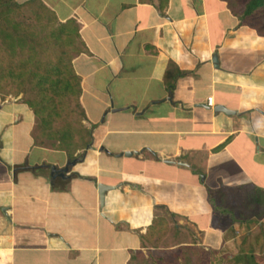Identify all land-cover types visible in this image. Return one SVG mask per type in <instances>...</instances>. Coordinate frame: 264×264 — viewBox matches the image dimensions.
Segmentation results:
<instances>
[{"label": "crops", "instance_id": "0c3cea01", "mask_svg": "<svg viewBox=\"0 0 264 264\" xmlns=\"http://www.w3.org/2000/svg\"><path fill=\"white\" fill-rule=\"evenodd\" d=\"M14 2L34 6L36 25L43 6L53 12L39 31L74 20L80 49L71 64L90 142L53 176L50 166L68 156L35 142L32 110L0 73V264H126L145 251L141 235L158 215L185 224L195 239L187 244L204 249L235 247L260 223L264 230L263 210L228 235L207 194L219 188L237 204L264 191L263 34L223 0ZM23 41L5 46L10 57L26 55ZM98 183L111 186L101 204Z\"/></svg>", "mask_w": 264, "mask_h": 264}, {"label": "trees", "instance_id": "16d2710c", "mask_svg": "<svg viewBox=\"0 0 264 264\" xmlns=\"http://www.w3.org/2000/svg\"><path fill=\"white\" fill-rule=\"evenodd\" d=\"M223 1L241 24H248L258 34L264 35V0ZM2 4L8 9L11 5L18 7L13 2ZM35 17L51 22L54 14L43 6ZM11 27L6 26L1 18L0 60L6 57L2 45L24 46L23 40H27L29 47L23 59L0 61V72L4 79L12 82L14 94L21 93V99L35 116V142L42 144L43 139L48 140L54 148L62 150L69 160L80 158L79 154L74 153L89 145L90 131L81 122L84 113L78 99L80 79L71 64L72 56L80 49L74 20L68 18L49 26L40 40L24 38ZM207 194L219 227L227 229V234L231 236L235 234V223L246 226L257 223L264 210V191L259 188L251 189L237 204H229L225 193L219 188L208 189ZM257 205H263V208L257 209ZM167 226L164 216H155L141 235V245L145 251L133 252L126 264H264V230L261 223L256 233L247 228L244 230L233 253L204 249L192 243L170 249L168 256L155 254L150 248H157L167 232Z\"/></svg>", "mask_w": 264, "mask_h": 264}, {"label": "rangeland", "instance_id": "374dc122", "mask_svg": "<svg viewBox=\"0 0 264 264\" xmlns=\"http://www.w3.org/2000/svg\"><path fill=\"white\" fill-rule=\"evenodd\" d=\"M12 2L15 3L14 0H0V4L1 3H4V4L6 3L8 5V4H11ZM31 6L32 5H23V6L16 7V6H12L11 5L10 9H8L7 7H4L3 4L0 5V11H1V13H0V23H1V18L3 19L4 24H5L6 21L9 22V19H10V21H15V22H22V21L24 23L26 22L25 25L26 26H29V28H27V29H26V27L25 28L24 27L16 28V30L18 31V33L24 35V34L27 33L26 32V30H27V31H30L31 32V34L33 35L32 36L33 39H37V40L42 39L43 38V35H44V33H45V31L47 29L44 30V31H39L38 24L41 23V22H45V20H38L37 19L36 22L38 24L37 25L34 24L32 22L33 20L31 21L32 18L29 16L30 13H31L32 7H34V6L31 7ZM5 18H6V21H5ZM17 24H19V23H17ZM28 24H30V25H28ZM5 25L7 26L8 24H5ZM22 26H23V24H22ZM30 26H31V28H30ZM15 31H13V32H15ZM1 40H2V36L0 34V41ZM1 48L4 49L5 52H6V54H5L6 57L4 59L2 58V60H0L2 63L6 59H8V60L10 59V60H14L15 61V60L23 59L24 58V57H20V58L10 57L9 56L10 54H9V51H8L9 49H7L3 45L1 46ZM2 57H4V55ZM1 74H2V80L1 81L4 82V83L5 82L8 83L9 88H7V89L10 90L12 93H14L12 82L9 81V80H7V79H4L3 78V73H1ZM73 117H76V115L73 114ZM36 132H37V126L35 124V129L33 131V134H36ZM42 144H44V145H51L50 144V141L45 140V139L42 140ZM52 155L54 157H56V158L57 157L58 158L60 157L59 156L60 154H52ZM181 225H180V229H177L176 227H173V225L172 226H169L168 225L167 226V232H166L165 236L161 239V241L158 243L157 248H152L151 247L150 250H152L155 254L168 256V252L170 251V249H175L180 244H187V243H190L191 241H195V239L192 236L191 231L188 230V229H186L184 227L185 224H183V226H181ZM250 227H252V225H250L249 228ZM249 231H251L253 233H256L258 231V229H256V227L253 226V228L251 230H249ZM242 234H243V232L242 233H239V235L237 237L238 240L240 239V236ZM234 235H236V234H234ZM237 246L235 245V247H232V245L229 244L228 246L221 247L218 250H220L221 252H225V253H233V252L236 251Z\"/></svg>", "mask_w": 264, "mask_h": 264}, {"label": "water", "instance_id": "95a60500", "mask_svg": "<svg viewBox=\"0 0 264 264\" xmlns=\"http://www.w3.org/2000/svg\"><path fill=\"white\" fill-rule=\"evenodd\" d=\"M211 61L214 62L215 57H212ZM212 109H213V111H222L226 114H232L233 113L232 110H229V109L223 107L222 105H215ZM112 110H116V109H112ZM124 154L129 155L130 152H125ZM75 161H76L75 159L68 160L65 163V165L61 168H55L54 166H50V171L53 173V176H55V175L62 176L67 171L68 167L73 165L75 163ZM108 188H111V186H107V185L100 184V183L97 184L98 199H99L100 204L103 201V192Z\"/></svg>", "mask_w": 264, "mask_h": 264}, {"label": "built area", "instance_id": "2783aa9c", "mask_svg": "<svg viewBox=\"0 0 264 264\" xmlns=\"http://www.w3.org/2000/svg\"><path fill=\"white\" fill-rule=\"evenodd\" d=\"M206 104H207V105H211V104H210V99H209V98L206 99Z\"/></svg>", "mask_w": 264, "mask_h": 264}]
</instances>
